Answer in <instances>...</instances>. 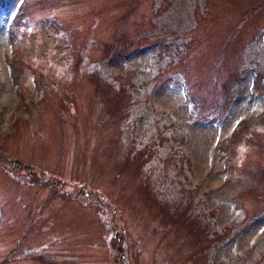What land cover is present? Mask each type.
I'll use <instances>...</instances> for the list:
<instances>
[{
	"label": "rangeland",
	"instance_id": "obj_1",
	"mask_svg": "<svg viewBox=\"0 0 264 264\" xmlns=\"http://www.w3.org/2000/svg\"><path fill=\"white\" fill-rule=\"evenodd\" d=\"M2 2L0 264H264V0Z\"/></svg>",
	"mask_w": 264,
	"mask_h": 264
},
{
	"label": "trees",
	"instance_id": "obj_2",
	"mask_svg": "<svg viewBox=\"0 0 264 264\" xmlns=\"http://www.w3.org/2000/svg\"><path fill=\"white\" fill-rule=\"evenodd\" d=\"M2 1L6 2L7 0H2ZM23 5H24V3L22 1L21 5H20V11H21ZM17 17H18V15H17ZM8 38L10 40V43H11L12 49H13V57L10 58V60L8 61L9 62L8 65H9V68H10V71H11V74L13 77V81H14L15 85L17 86V89H16L17 93H18V95H20V103H22V101L25 100V98H23L24 97L23 95L26 93V89H25V86H24L20 76L22 74L24 64L27 62L26 55H25L26 51H25V47L18 44L17 37H16L15 33L14 34L9 33ZM28 66H29V64H28ZM36 68H34V70H33V73H32L33 76L34 77L37 75L43 76L44 74L42 73V71L40 69H38V67H36ZM125 96L126 95L123 92L121 95H117V97L112 98L110 100V104L108 103V110H109L110 114L114 115L115 118L118 120H122V118L125 116V113H122V109H125L124 108L125 105L123 104V101H122L126 98ZM118 120H117V122H119ZM163 139L165 140V138H163ZM0 147H2V146L0 145ZM145 147L143 148L144 150L143 149L142 150H137V149L135 150V148H131L130 158H129V160H127L130 166H135V169H136V167H139V169H141L143 167V166H141V164L142 163L144 164L145 162H147L150 158H152L155 155L154 154V145L152 144V142L149 143L148 147H146V148ZM1 151L3 154H6V152H4L5 150L0 149V153H1ZM1 162H6V163L11 164L12 166H16L15 164L12 163L11 160H7V159L1 157V155H0V163ZM140 166H141V168H140ZM145 184H146L145 186H146V191H147L146 195L149 198H151L155 203L157 202L159 204L161 210L163 209V211H165V212L170 211L175 216L179 215L180 216L179 218H185L184 219L185 224L187 226L189 225V228L193 232H195V233H196V231L198 232V236H199L201 242H205L206 246H210V243L212 242L211 239H215L216 237L211 238V239L207 238L205 236L204 230L201 227V225H199L195 221L191 220V218L189 216H186L187 214H185L186 212H188V209L190 206L193 208L192 197L195 198L193 195V191H187L183 188H179V192L181 194V197L177 198L179 200V202L176 203V202H170V199H167L166 197H164L162 192L154 187L153 183L151 184L148 181ZM183 199H185L186 201L183 202ZM200 203H201V201H200ZM193 227L196 229V231L194 230ZM222 235L226 236L227 234H222ZM216 240H218V239L216 238ZM219 241L221 242V240H219ZM115 248L118 249V247H115ZM204 248H207V247H204ZM30 259L35 260V259H38V257L31 255ZM47 259H49V258L40 259V261H42L43 263H49L50 260H47ZM253 264H256V262Z\"/></svg>",
	"mask_w": 264,
	"mask_h": 264
}]
</instances>
